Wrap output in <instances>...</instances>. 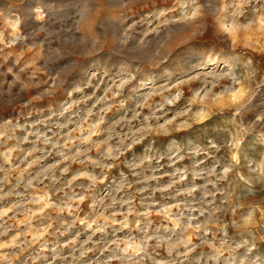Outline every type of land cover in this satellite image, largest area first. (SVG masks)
<instances>
[{
    "label": "rangeland",
    "instance_id": "1",
    "mask_svg": "<svg viewBox=\"0 0 264 264\" xmlns=\"http://www.w3.org/2000/svg\"><path fill=\"white\" fill-rule=\"evenodd\" d=\"M0 264H264V0H0Z\"/></svg>",
    "mask_w": 264,
    "mask_h": 264
}]
</instances>
